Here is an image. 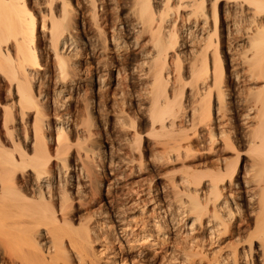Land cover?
<instances>
[{
  "label": "bare ground",
  "instance_id": "1",
  "mask_svg": "<svg viewBox=\"0 0 264 264\" xmlns=\"http://www.w3.org/2000/svg\"><path fill=\"white\" fill-rule=\"evenodd\" d=\"M123 1L126 18L111 28L113 0H0V264H153L146 247L168 263L264 264V0ZM89 74L81 112L73 100ZM128 78L143 101L130 103L141 117L115 115L131 134L129 162L190 170L171 178V200L152 181L125 184L122 203L111 196L77 216L79 179L101 194L97 164L113 168L94 129ZM111 171L108 192L124 187ZM137 209L139 222L127 215Z\"/></svg>",
  "mask_w": 264,
  "mask_h": 264
},
{
  "label": "rangeland",
  "instance_id": "2",
  "mask_svg": "<svg viewBox=\"0 0 264 264\" xmlns=\"http://www.w3.org/2000/svg\"><path fill=\"white\" fill-rule=\"evenodd\" d=\"M117 2H118V4H117ZM121 2V3H120ZM124 1L123 0H113V2L110 4V8H109V11H108V16H107V23L109 24V26L111 27L112 25V27H114V25H118V23H119V25L125 20V18H126V14L128 13V9H126L125 7H127L126 5L124 6V4L125 3H123ZM115 3V4H114ZM120 4V5H119ZM122 4H123V9H122ZM113 6V7H112ZM120 7V8H119ZM119 10V11H118ZM125 10V11H124ZM127 10V11H126ZM112 11V12H111ZM115 12V13H114ZM111 13V14H110ZM122 17H123V19H122ZM125 17V18H124ZM110 21H109V20ZM117 20V21H116ZM122 20V21H121ZM114 24H113V23ZM118 22V23H117ZM184 24H186V22L184 23ZM118 25V26H119ZM187 25V24H186ZM87 26V25H86ZM111 27V28H112ZM91 28L93 29V30H91ZM87 30H88V32H87ZM93 31H94V34H93ZM84 33V34H83ZM82 34L84 35V36H87V37H92L93 38V40H95L94 38H95V30H94V28L92 27V26H87L86 28H85V30H83V32H82ZM143 38H145V37H142V38H140V40H143ZM195 43H197V44H195ZM194 44H195V46H198V41L196 40V42H195ZM193 44V45H194ZM80 56H82V57H78L79 58V61L82 63H84V61H86L85 60V56H84V54H79ZM84 58V59H83ZM113 68V67H112ZM114 74V73H113ZM116 74V73H115ZM138 75H140V74H138ZM89 76H90V74L89 75H87V78H86V76L84 77V79H85V81L83 82V84H82V90H80L79 91V94H77V95H75V98H74V100H73V102H74V106H75V104H76V106L75 107H77V104H78V107H77V109L79 110H81V112L83 111V105H82V103H80L79 102V99L77 98V97H80V100H82L83 101V99H84V97H86L85 96V93H86V95H88L87 97H90V95H91V92H90V90H88L89 89V86H88V84H89V82H90V78H89ZM131 80V79H130ZM129 80V78H128V80H127V82L125 81V83H123V85L126 87H123V85H122V87L123 88H125L123 91H124V95L126 96V95H128V93H129V95L127 96V97H125L124 95H121V89H122V87H117V88H115V87H113L112 89H110V91H108L109 92V96H108V94L106 95V97H108V100L106 99V97H105V95H104V97H105V100H106V102H105V100L104 99H101L102 101L101 102H103V100H104V102H103V104L101 103V108H100V114L103 116L104 114L103 113H105L106 115H104V116H107L106 118H104V116H103V118L105 119V120H107V122L106 123H104V125L103 126H105V129H104V127L102 126V127H97V125H96V127H95V129H94V131H95V133H96V137H97V139L99 140L98 142H100L101 144H105L104 146H107V149L105 150L106 152H108L109 150V154L108 155H106V157H108L107 159H110V160H113L112 161V163L115 165H112V169H109L108 168V166H109V163H105V160L103 161H101V163L98 165L97 164V166H100L101 167V169L99 170L100 171V176H101V179H102V181H103V189L100 191L101 192V194L100 193H94L95 191H93L92 189V192H91V190H89L90 189V187H88V186H85V183H83L84 181L83 180H81V179H79V184H81L80 186H79V190H80V192H81V196L83 197V199L84 200H86V205H81L80 206V203H75V202H73V208H72V212H73V214H76L77 216H82L83 214H85V211L88 209V210H94L95 209V211L96 212H102V211H104L105 210V208H106V205H105V198H108V197H111V198H109V199H112L113 200V202L115 201L116 202V204L118 205V204H120V203H122V202H120L119 203V201H123L122 199V196H123V194L121 195V193H124V192H126V190H128V189H132V188H139V186L140 187H142V189H145V190H147V188L149 189V182L150 181H152V190L153 189H156V187L158 186V187H162V188H166L165 190H164V193H165V197L167 198L168 196V198L167 199H172V197L174 196V194L172 195V190H171V187H170V182H171V180L173 179V177H174V179L175 180H178V179H180V177H181V175L183 174V171L184 172H186V170H190L189 168H190V166L189 167H187L188 165H189V163L187 162H185V167L186 168H183L182 167V164L183 163H171V164H169V165H167V166H169V167H167V166H165V167H163V168H160L159 167V169L158 168H152V167H150V166H148L147 165V162L145 161V160H143V162L142 163H139V162H134V163H132V162H129L130 161V151H129V145L130 144H128V143H130L131 142V137L130 136H128V135H131L130 134V132H129V134L128 135H126V134H123L122 132H120L119 133V127H115V126H118L117 125V122H116V119H115V117L119 114L118 113V111H119V109H120V107H121V109L123 110H125V109H127V108H131V109H127L126 111L129 113V115L130 116H132L133 118H136V117H141V113L139 112V108L140 107H138V106H136V107H132V105H130V103L132 102V104H135V103H137L138 104V101L140 102V103H142L141 102V100L142 99H138V98H142V96L141 97H137V96H140V88L138 87V85H137V78H136V80H135V84L134 83H132V81H130ZM130 83H129V82ZM126 84H127V86H126ZM133 85L135 86V87H133ZM136 86H137V88H136ZM129 87H131L130 89H132V90H134V91H132V90H130L129 89ZM128 88V89H127ZM139 88V89H138ZM87 89V90H86ZM113 89H114V91H113ZM127 89V90H126ZM136 89H137V91H136ZM85 91V92H84ZM135 91L137 92L136 94H135ZM90 92V93H89ZM107 92V93H108ZM120 92V93H119ZM132 92H133V94H132ZM88 93V94H87ZM105 93V91H103V93H101V96H102V94H104ZM112 93V94H111ZM80 94H82V96L80 95ZM83 94H84V96H83ZM113 94L115 95V96H113ZM132 94V95H131ZM137 94H139V95H137ZM136 95V96H135ZM134 96V97H133ZM82 97V98H81ZM113 97V98H112ZM129 97V99H127ZM133 98V99H132ZM78 99V100H77ZM114 99H116L115 101H114ZM136 100H137V102H136ZM125 103H124V102ZM84 103V102H83ZM120 104V105H118V104ZM140 103H139V105H140ZM104 104H106L105 106H103ZM116 104H117V106H116ZM127 104L129 105L128 107H127ZM136 105V104H135ZM80 106V107H79ZM103 106V107H102ZM114 106V107H113ZM117 109H116V108ZM82 108V109H81ZM115 108V109H114ZM111 109V110H110ZM112 109H113V111H112ZM120 109V110H121ZM136 109V110H135ZM129 111H131V112H129ZM136 113H135V112ZM81 112H80V114H78V112L76 113L79 117H78V119L80 120L81 118H82V116H81ZM110 112V113H109ZM116 112V113H115ZM2 112H0V118L2 119V114H1ZM84 113V112H83ZM131 113V114H130ZM134 115H133V114ZM113 114V115H112ZM116 115V116H115ZM138 115V116H137ZM111 120H110V119ZM0 119V120H1ZM110 121V122H109ZM114 122V123H113ZM139 123V124H138ZM138 123H137V127L139 128V131H141V130H143V132L141 131V133H143L142 135H146L147 134V131H145V130H148L147 129V127H144L145 125L143 124L144 122H142L141 121V123H140V121H138ZM109 124V125H108ZM114 124V125H113ZM141 124V126H139ZM144 125V126H143ZM114 126V127H113ZM106 127H107V129H106ZM114 128H118V129H114ZM138 128H137V130H138ZM145 128V129H144ZM100 130V131H99ZM117 130H119V131H117ZM114 131H115V133H114ZM133 131H131V133H132ZM2 136H3V138H4V133L2 132ZM122 138H124V139H122ZM129 139V140H128ZM109 140V141H108ZM129 141V142H128ZM105 142V143H104ZM120 143V144H119ZM141 148L142 149H144L145 148V146H144V144H142L141 145ZM236 148L237 149H239L238 151H242L240 154L242 155L243 153H246V151L248 150V149H246V147H238V146H236ZM244 151V152H243ZM129 152V153H128ZM230 152V153H229ZM228 153L227 152H225V153H222V155L224 156V157H227L228 159H230V157H231V159L230 160H232V158L234 157V154L236 153L235 151H229ZM127 154V155H126ZM211 154H209V155H207V157L209 158V160L212 158V156H210ZM110 156V157H109ZM136 157V156H135ZM138 157V156H137ZM136 157V158H137ZM128 159V160H127ZM214 159H212V163H210L211 165H210V167H212V169H213V163H214V161H215V164H216V160H214ZM124 161V162H123ZM128 161V162H127ZM241 161H242V158H240V160H239V170H240V167H241ZM120 162V163H119ZM122 162V163H121ZM117 163V164H116ZM177 164H179V165H177ZM107 167H106V166ZM128 165V166H127ZM187 165V166H186ZM103 166H104V169L105 170H102L103 169ZM139 166V167H138ZM99 167V168H100ZM106 167V168H105ZM167 167V168H166ZM180 167H182V168H180ZM209 167V168H210ZM98 168V169H99ZM149 168V169H148ZM175 170H174V169ZM178 168H179V170H178ZM215 168V167H214ZM145 169V170H144ZM174 171H173V170ZM177 169V170H176ZM110 170H112V171H114V174L115 173H117V174H121V175H123V177H124V180H122L121 181V186H123L124 185V187L123 188H116L115 190L113 189V190H111L112 188H110V190H109V192L107 191V188H108V182H107V180L110 178V176L107 174V173H109L110 172ZM116 170V171H115ZM146 170H149V171H146ZM181 170V171H180ZM105 171V172H104ZM107 171V172H106ZM111 171V172H112ZM168 171H170V172H168ZM179 171V172H178ZM203 171H206L205 169L203 170ZM141 172V173H140ZM150 172V173H149ZM155 172V173H154ZM165 172L167 173V174H165ZM174 172V173H173ZM105 173V174H104ZM124 173V174H123ZM143 173V174H142ZM151 173H152V175H151ZM160 173V174H159ZM171 175H170V174ZM173 173V174H172ZM139 174V175H138ZM176 174V176H174ZM181 174V175H180ZM138 175V176H137ZM162 175H163V177H162ZM159 176V177H158ZM161 176V177H160ZM104 177H106V178H104ZM157 177V178H156ZM169 177V178H168ZM176 177V178H175ZM108 178V179H107ZM155 178V179H154ZM172 178V179H171ZM106 179V180H105ZM123 179V178H122ZM127 179V180H126ZM147 179V180H146ZM163 179V180H162ZM173 179V180H174ZM164 180H166V181H164ZM148 181V182H147ZM154 181V182H153ZM135 182H139L138 184L137 183H135ZM145 182V183H144ZM169 182V183H168ZM65 183V182H64ZM107 183V184H106ZM84 184V185H83ZM125 184L127 185V187H129L128 189H125ZM129 185V186H128ZM133 185H135V186H133ZM139 185V186H138ZM164 186H166V187H164ZM126 187V188H127ZM131 187V188H130ZM168 188V189H167ZM124 189V190H123ZM119 190V191H118ZM123 190V191H122ZM166 190H168V191H166ZM71 191L72 192H75V190L74 189H71ZM110 191H111V193H110ZM85 192V193H84ZM119 192H120V194H119ZM94 193V194H93ZM106 193H109L108 194V196H107V194ZM118 193V194H117ZM83 194H85V196L83 195ZM93 194V195H92ZM100 194V195H99ZM112 194V195H111ZM121 195V196H120ZM172 195V196H171ZM116 196H119V197H121L120 199H119V197H116ZM74 197V196H73ZM88 197V198H87ZM90 197V198H89ZM102 197V198H101ZM76 199H77V197H75ZM118 198V199H117ZM144 198V197H143ZM88 199V200H87ZM76 201H78V199L76 200ZM93 202V203H92ZM114 202V203H115ZM88 204H89V206H88ZM79 206V207H78ZM84 206V207H83ZM88 206V207H87ZM101 206V207H100ZM83 207V208H82ZM76 208H77V210H76ZM79 208V209H78ZM86 208V209H85ZM96 208H98L97 210H96ZM101 208H102V210H101ZM142 211L143 209H137V211H135L134 213H132V214H127L128 216H135L137 219H135V221H138L139 222V220H140V218H142V214H141V212H139V211ZM84 212V213H83ZM145 212H146V210H145ZM141 215V216H140ZM84 216V215H83ZM139 216H140V218H139ZM99 218H102V216L101 217H99ZM104 219V220H103ZM101 221L102 222H105V218H102L101 219ZM180 227H181V229L179 230L178 229V231H184V222L182 223H180ZM180 227H178V228H180ZM111 230H113V229H109L108 231H110V233L112 234L111 236H112V242L115 244V246H116V248L118 249L117 250V252H119V251H121V252H123V253H125V255L127 254V247H126V244L124 243V242H122L123 240L121 239V237H117V238H115V236H114V234H113V231H111ZM182 231V232H183ZM182 232H180L181 233V236H180V238L182 239L184 236L182 235ZM179 233V234H180ZM179 237V236H178ZM120 241V242H119ZM122 243V244H121ZM167 247H168V245H167ZM125 249V250H124ZM140 250L142 251V250H145V251H149L148 253V255L149 256H151V258H154L153 260L155 261H153V264H169L167 261H169V258H167V257H165L164 259H163V257H164V255H163V253H162V255L159 257L158 255L159 254H157L156 252L157 251H154V248H151V247H146V249H143V248H140ZM153 252H154V254L156 253V255H154L153 254ZM152 254V255H151ZM120 256H123V254L121 255H119V257H116L117 259V261H120V260H118L119 258H120ZM112 261L113 260H110V261H107L108 262V264H112ZM132 262V261H131ZM138 262V261H137ZM130 263V262H129ZM129 263H127V264H129ZM142 264H148L147 262H141ZM152 264V263H151ZM170 264H179V263H177V262H171Z\"/></svg>",
  "mask_w": 264,
  "mask_h": 264
}]
</instances>
